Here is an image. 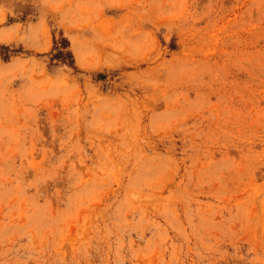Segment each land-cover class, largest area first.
Returning a JSON list of instances; mask_svg holds the SVG:
<instances>
[{
    "label": "rangeland",
    "instance_id": "374dc122",
    "mask_svg": "<svg viewBox=\"0 0 264 264\" xmlns=\"http://www.w3.org/2000/svg\"><path fill=\"white\" fill-rule=\"evenodd\" d=\"M0 264H264V0H0Z\"/></svg>",
    "mask_w": 264,
    "mask_h": 264
},
{
    "label": "trees",
    "instance_id": "16d2710c",
    "mask_svg": "<svg viewBox=\"0 0 264 264\" xmlns=\"http://www.w3.org/2000/svg\"><path fill=\"white\" fill-rule=\"evenodd\" d=\"M65 40V39H64ZM1 48H3V49H7V47H5V46H1ZM66 53H68V56L71 58V56H70V54H69V51L68 50H66Z\"/></svg>",
    "mask_w": 264,
    "mask_h": 264
}]
</instances>
